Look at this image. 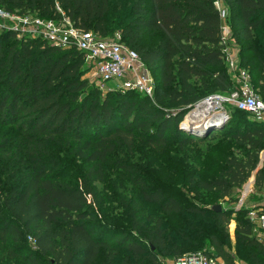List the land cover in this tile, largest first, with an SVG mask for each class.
<instances>
[{
    "label": "trees",
    "instance_id": "trees-1",
    "mask_svg": "<svg viewBox=\"0 0 264 264\" xmlns=\"http://www.w3.org/2000/svg\"><path fill=\"white\" fill-rule=\"evenodd\" d=\"M127 1L125 9L114 10L113 0H0V8L20 16L57 19L60 9L75 27L101 38L120 31L121 42L137 52L157 83L153 98L117 92L114 99L109 94L101 100L98 90L89 91L81 82L86 60L81 52L61 50L40 39L20 40L11 30L0 35V126L17 130L27 140L25 148L14 153L7 150L10 142L0 141V245L17 247L9 252L11 260L21 255L28 238L49 264L168 263L171 252L161 220L139 241L131 230L113 233L107 224H93L91 197L95 200L97 194L91 182L99 171L92 168L78 187L55 180L47 159L61 142L85 162L104 165L117 152L185 149L220 138L241 152L227 156L214 177L193 181L196 189L227 200L255 175V190L264 191V164L259 168L264 126L244 120L233 124V118L206 128L183 126L189 108L210 94L228 95L236 88L224 57L223 23L216 6L222 0ZM223 1L231 28L228 45L241 46L239 69L250 81L256 76L251 84L264 102V44L256 39L264 27V0ZM151 36H160L156 46L146 44ZM13 165L18 172L8 173ZM142 196L146 203L160 204L165 216L185 211L162 192L144 190ZM212 215L218 230L229 222L224 212ZM235 239L253 250L250 264H264V246L253 237L249 218L238 220ZM210 247L177 252L173 262L206 253L234 264L222 241L213 238ZM124 252L128 255L119 260ZM27 260L37 264L33 257Z\"/></svg>",
    "mask_w": 264,
    "mask_h": 264
},
{
    "label": "rangeland",
    "instance_id": "rangeland-1",
    "mask_svg": "<svg viewBox=\"0 0 264 264\" xmlns=\"http://www.w3.org/2000/svg\"><path fill=\"white\" fill-rule=\"evenodd\" d=\"M129 4L127 0H113L111 8L125 9ZM4 31H0V35ZM24 34L18 39L28 38L29 34ZM120 34L117 30L110 38ZM256 39L258 43L264 44V27L257 32ZM159 40L160 36H151L147 38L146 44L156 46ZM232 48L238 54L241 46L234 45ZM255 79L256 76H252L251 81ZM81 82L87 83L89 91L98 90L101 100L106 99L109 94L112 100L118 94L113 90V85L101 83L95 69L87 60L82 63ZM215 95L210 94L208 97ZM225 112V123L233 118V124L244 120L255 126L259 124L264 126V119L258 120L249 114L239 113L232 107L225 109ZM192 118L191 115L190 119ZM187 120L188 118L186 122ZM1 140L10 142L7 150L12 153L27 145V140L13 128L0 126ZM240 152V147L218 138L185 149L174 147L156 151L139 147L131 155L117 152L110 157L109 163L95 165L78 158L70 145L61 142L51 148L47 161L50 164L51 176L61 184L72 187L81 186L92 168L99 171L100 175L91 182L97 194L95 200L91 197L92 222L96 227L107 224L113 233L131 230V237L139 241L146 238L148 230L153 229L155 222L161 220L167 247L171 252L167 264L173 262L177 252L184 255L194 251L210 250L213 238L225 244V250L232 256L234 264H250L253 250L238 245L235 230L240 218H249L253 227V237L264 246V231L259 220V210L264 207V191L255 190V175L241 189L235 190L232 198L227 200H218L216 195L197 190L193 185V181L214 177L227 156L238 155ZM263 164L264 152L259 168H262ZM9 169L12 171L8 173H16L19 170L14 165ZM144 190L162 192L165 198L177 200L185 211L178 215L165 216L161 212L160 204L144 202L142 196ZM214 207H220L222 212L228 215L229 222L222 230L216 227L212 215ZM24 244L25 249L14 260L9 259V252L16 250L17 247L12 244L0 245V264H29L28 257H33L37 264H49L36 253L28 238ZM127 255L125 252L122 253L119 260ZM139 264L150 263L145 260Z\"/></svg>",
    "mask_w": 264,
    "mask_h": 264
},
{
    "label": "built area",
    "instance_id": "built-area-1",
    "mask_svg": "<svg viewBox=\"0 0 264 264\" xmlns=\"http://www.w3.org/2000/svg\"><path fill=\"white\" fill-rule=\"evenodd\" d=\"M216 6L223 23L222 40L226 46L224 57L236 88L228 95H215L202 102L218 107L219 114L224 119L225 109L232 107L263 120L264 102L254 91L248 73L239 69L236 50L228 45L231 36V28L227 23L228 11L220 2H217ZM58 10L61 17L46 19L33 14L20 16L0 8V31H15L19 36L28 33L29 38L40 39L61 50L76 49L85 55V59L93 66L102 84L113 85V90L122 94L133 92L149 98L155 96L156 79L137 52L121 42L120 35L115 38H101L91 31L81 30L75 27L60 9ZM259 213L261 229L264 231V207ZM171 264H226V262L206 253H195L185 255Z\"/></svg>",
    "mask_w": 264,
    "mask_h": 264
},
{
    "label": "water",
    "instance_id": "water-1",
    "mask_svg": "<svg viewBox=\"0 0 264 264\" xmlns=\"http://www.w3.org/2000/svg\"><path fill=\"white\" fill-rule=\"evenodd\" d=\"M189 115H192L193 118L190 119L189 124H183L184 127L192 126L199 129L216 124L222 125L226 122V119H223L219 114V108L206 102H201L199 105L189 108L187 118ZM213 211L222 212V209L214 207Z\"/></svg>",
    "mask_w": 264,
    "mask_h": 264
},
{
    "label": "bare ground",
    "instance_id": "bare-ground-1",
    "mask_svg": "<svg viewBox=\"0 0 264 264\" xmlns=\"http://www.w3.org/2000/svg\"><path fill=\"white\" fill-rule=\"evenodd\" d=\"M190 118H191V115L188 116V120H187V122H186L187 124H189V121H190L189 119H190Z\"/></svg>",
    "mask_w": 264,
    "mask_h": 264
},
{
    "label": "crops",
    "instance_id": "crops-1",
    "mask_svg": "<svg viewBox=\"0 0 264 264\" xmlns=\"http://www.w3.org/2000/svg\"><path fill=\"white\" fill-rule=\"evenodd\" d=\"M222 4L224 8H227L226 4L224 3V1L222 0Z\"/></svg>",
    "mask_w": 264,
    "mask_h": 264
}]
</instances>
